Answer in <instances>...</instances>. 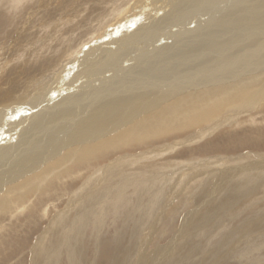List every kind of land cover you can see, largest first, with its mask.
Returning a JSON list of instances; mask_svg holds the SVG:
<instances>
[{
    "label": "rangeland",
    "instance_id": "rangeland-1",
    "mask_svg": "<svg viewBox=\"0 0 264 264\" xmlns=\"http://www.w3.org/2000/svg\"><path fill=\"white\" fill-rule=\"evenodd\" d=\"M134 1L136 0H17L13 2V11L9 13L11 0H0V109L4 105H9L5 108L6 110L1 109L0 111L4 117L0 121L2 126L0 136L9 132L11 140L15 139L17 145L24 139L31 143L34 138L41 144L39 128H37L38 132L33 134L34 136L29 135L30 128H34L42 118H34L36 114L43 116L44 112L40 110V107L48 105L53 108L55 102L65 98L66 101H70L80 94L85 98H90L95 94L97 100L112 99L119 95L122 85L127 86L124 93L129 95L133 89L139 87L176 95L166 103H162L160 107L167 104L174 105L175 102L171 101H178L180 97L199 96L198 93L203 90L227 88L228 84L238 81L239 84L234 87L235 94L219 102H210V96L205 94L206 103H197L199 107L196 109L184 103L172 110L170 115L165 113L161 118L158 115L159 120L169 118L170 123H166V120L165 124L156 125V128L149 130L150 132L141 138L138 135H130V138L126 137L127 143L118 145L117 143L124 140V138L117 139L119 132L131 128L132 126L128 125H133L141 119L152 117L154 110L145 111L137 120L127 123L128 127L123 126L91 144H88L89 142L81 144L67 142L60 150L62 153L59 151L54 157L40 159L38 168L28 165L23 173L16 175L17 178H14V181L5 183L1 180L4 182L3 186L5 185L3 191L10 186L33 182L34 179H39L38 183L40 182L41 186L28 188L25 196L17 201V210L11 208L9 213L0 215V264H33L31 251L40 240L37 238H42V233H46L45 239H49L61 220L65 222L68 220L67 224L72 221L71 229L73 230L72 232L70 230L69 234H66L67 229L61 232L64 237L67 236L68 246L62 244L58 259L56 258L54 264H74L73 257L78 264H264V96L261 99L254 97L252 102H248L249 105H245L249 94H255L258 90L264 89L262 87L264 86V75L259 76L260 79L255 84L252 83V87L249 85V88L246 87V78H242L246 75L242 72H249L251 74L248 76H251L253 72L258 71L251 78L248 77L249 79H254L253 77L260 73L261 58L250 54L243 57L244 62H240L231 72L223 68L227 61L233 60L235 63V57L241 55L249 45L264 46V35L261 34L258 40H255V32L251 30L259 26H250L248 34L244 32L246 31L244 27L238 31H230V26L241 23L239 19H236V24L228 25L227 29L218 32L217 34L222 35L216 37L214 42L218 43L219 47L225 48L222 50H217L218 47L212 48L211 55L214 59L222 58L225 62L222 64L224 65L223 70H220V72L225 71L222 77H213L216 74L215 65L205 54L210 49L204 51L198 49L199 45L206 42L205 40L199 41L198 36H205L218 28L226 17H234V15L238 16L246 12L243 13L246 23L255 17L259 19V24H264V15H262L264 12H257L260 6H264V3H261L264 0H231L232 2L229 0H184L185 2L183 0H150L148 5L141 0L139 8L132 11ZM211 2L214 3L213 9L210 8ZM116 3L121 6H119L120 10H114L116 14L108 10L103 15L109 20L112 19L111 22L114 20L117 22L122 20V22L118 23L119 25L116 22L111 28L103 26L97 32L101 37H88L91 34L86 29L95 28L94 20L97 13H103L101 7H109ZM187 4L192 6L189 7ZM249 7H252L251 10ZM234 8L236 10H233ZM213 12L214 14H211ZM69 20L77 23L68 25L66 23ZM184 22L187 23L184 24ZM46 24L49 27L45 26L44 32L49 28L53 29L52 25L56 26L55 28L59 27V24L70 27L66 33L62 34L66 36L64 38L66 41L59 51H62V48L64 51L56 52L57 55H47L53 56L55 60L58 59L57 65L49 71L52 75L60 72L57 78L67 77L65 82L60 80L59 85L64 86L66 90L58 91L55 96L50 93L43 98L42 96L35 98L34 93L28 96L26 93L28 97L23 100V103L13 106V101L9 99L12 98L14 92L28 90L23 88L30 76L42 72L36 77L37 80L34 79V83H37L45 75L50 74L48 70V72L44 70L46 74L36 68L30 70L27 67L17 72L14 68L16 67L15 61L24 60L25 64V60L33 59V56L38 67L41 66L42 62L39 61L45 57L36 49L38 42L43 39L38 35L42 33L38 32V29H41L38 27ZM192 24L196 29L192 27ZM81 25L83 29L85 28L84 30L74 29ZM118 29L119 31H116ZM101 30L104 33H99ZM104 34L106 36H103ZM252 38L254 42L248 44ZM67 46L68 48L73 47L67 52ZM161 48L168 49L161 51ZM181 48L185 51L182 52ZM148 49H151L150 52ZM225 50H231V52L225 54ZM19 51L24 52L19 53ZM199 53L202 54L201 57H197ZM84 54L87 57L94 55L93 57L100 59L96 60L97 64L95 63L94 66L79 69L82 70L83 79L78 77L80 75L73 77L74 81L70 80L71 78L68 79L73 76L69 75L68 71L73 66L75 58ZM107 58H109L108 61ZM84 59V61L87 60L85 63H93L88 61V58ZM202 59L209 70L187 73L186 70L179 68L180 70L176 72L166 69L160 74L151 73L153 69L170 63L181 62L187 67L192 65L200 67L195 62ZM154 60L157 68L151 66ZM18 68L20 69V66ZM184 73L186 74L184 77L193 79L186 83H180L181 80L179 83L172 82L173 76ZM105 74L107 75L104 76ZM157 75L161 81H156ZM201 76L205 79H199ZM85 84H89V87H83ZM153 84L159 87H153ZM91 85L94 87L92 88ZM200 85H205V87L195 88ZM183 86L189 87L184 88ZM102 88H104L102 91L98 90ZM27 99L29 103L25 105ZM190 102L193 103L191 100ZM65 104L68 107L62 106L59 108L60 112L58 109L56 111L46 109L45 111H48L44 113V117L50 116L51 113L66 112L71 107L70 103ZM22 105L26 106L23 109L28 112L22 111L9 115L11 111H15ZM160 107L157 109H162ZM199 108L201 109L192 119H190L191 116L188 119L184 118L186 110H192L194 114ZM26 118L28 120H25ZM80 118L79 116L75 120L78 121ZM106 139L117 142L111 145L112 149H106L101 157L97 155V151L90 152L86 148L94 146L96 142L102 143ZM42 150L44 149H38L35 153ZM29 153L33 155V149L28 150ZM65 154L70 156L63 161V165H57L58 160ZM9 158L5 156L2 160L5 164L1 165L6 166V163L18 160L19 151L16 158L15 156ZM123 159L134 164H127L124 168L125 177L139 171L137 167L144 168V172L151 171L152 167L157 166L164 171L159 172L167 175L166 181L163 180L164 184H160L157 191L148 196L142 195L145 187L140 188L138 193L128 191L130 193L124 197L122 206H116L109 212H97L91 216L89 223L86 221L82 225L79 220L80 212L75 202L78 203V200L83 199L93 189H102L106 184L103 177L105 167L115 161H123ZM250 167H252L251 171L248 170ZM51 168L54 171H51ZM238 170L239 172L242 170V173L247 171L252 181L236 187L238 178L235 174ZM153 171L157 173L156 170ZM111 186L112 184H108L109 188ZM161 191L163 192L159 194ZM157 194L159 195L156 197ZM150 198L157 200L146 205ZM74 203L76 207L72 206ZM152 204H157L154 210L149 209ZM49 222L56 225L52 226ZM257 222H262V224ZM76 226L77 230H80L77 233L78 236L75 233ZM50 242L53 244L51 239Z\"/></svg>",
    "mask_w": 264,
    "mask_h": 264
},
{
    "label": "bare ground",
    "instance_id": "bare-ground-1",
    "mask_svg": "<svg viewBox=\"0 0 264 264\" xmlns=\"http://www.w3.org/2000/svg\"><path fill=\"white\" fill-rule=\"evenodd\" d=\"M13 0H11L12 2ZM15 1L17 0H14L13 2L15 3ZM146 5H148L150 3V0L146 1ZM204 1V0H203ZM203 1H201L203 3ZM209 1V0H208ZM207 1V2H208ZM226 1V0H225ZM231 0H229L230 2ZM261 1V0H260ZM12 3H10L9 5V13H11L13 11L12 9ZM127 2V1H126ZM140 2L141 0H136L134 1L133 3V6L132 7V11H135L136 9L139 8V5H140ZM183 2H185L183 0ZM198 2V1H197ZM232 2V1H231ZM189 3V2H188ZM219 3V2H217ZM251 3V2H250ZM261 3L263 4L264 1ZM17 4V3H16ZM143 4V3H142ZM181 4V2H180ZM184 4V3H183ZM195 4V3H194ZM210 4V3H209ZM214 3L211 2V7ZM234 4V3H233ZM108 5V4H107ZM178 5V4H177ZM176 5V6H177ZM188 5V4H187ZM247 5V4H246ZM256 5V4H255ZM120 5H117L114 4V5H111L109 7H104L102 6L101 9H103V13H97V16L94 20V22L96 23L95 24V28H87L86 30H89L90 34L88 37H93V36H98V37H101L99 36V34L97 33L98 30H100L101 28H103V26H109V28L113 27L114 24L117 22V21H113L111 22V20L107 19L105 17V15L103 14H106L108 12V10H111V12H114V10L116 9V11L120 10ZM189 6V5H188ZM192 6V5H191ZM189 6V7H191ZM202 6V5H201ZM206 6V5H205ZM219 6V5H218ZM225 6V5H224ZM244 6V5H243ZM179 7V6H178ZM196 7V6H195ZM194 7V8H195ZM203 7V6H202ZM209 7V6H208ZM207 7V8H208ZM229 7V5H228ZM232 7V6H231ZM217 8V7H216ZM214 8V9H216ZM250 10L252 7H249ZM248 8V9H249ZM174 9V8H173ZM185 9V8H184ZM189 9V8H188ZM198 9V7H197ZM209 9V8H208ZM225 9V8H224ZM254 9V8H253ZM94 10H96L94 8ZM180 10V9H179ZM191 10V9H189ZM218 10V9H217ZM233 10H236L235 8ZM257 10V9H255ZM125 11V10H124ZM127 11V10H126ZM188 11V10H187ZM205 11V10H203ZM209 11V10H208ZM220 11V10H219ZM222 11V10H221ZM191 12V11H190ZM194 12V11H193ZM202 12V11H201ZM206 12H207V9H206ZM211 12V11H210ZM242 12V11H241ZM257 12H264V6H260L259 10ZM115 13V12H114ZM216 13V12H215ZM243 13H246V12H243ZM243 13H238L240 15L236 16L234 15L233 16H229V17H226L225 20L222 22V24L220 26H218V28L216 29H213L209 34L205 35V36H198L199 38V41L201 40H205L206 42L202 45H199L200 47L198 48L199 50L201 51H204V50H207V49H210V50H207V52H205L207 58L211 59L212 60V64L215 65L214 66V70L216 72V74L218 75H213V77H222L223 76V73L225 71H222L220 72V70H223V68H226L225 70H227L228 72H231L232 70H234V68L240 63V62H244L243 61V57L247 56V55H250V54H253V56H259L261 58V65L259 67V72L258 75H256V77H253L254 79H249L251 78V76H253L254 73H257L258 71L256 72H253V74L251 76H248L249 72H242L243 74H246L244 75L242 78H246V87L249 88V85H251L252 87V83L255 84L256 81L259 78V76H263L264 75V46L262 45H258V46H252V45H249L248 48H246L242 53L241 55L239 56H236L235 57V63L233 60H230V61H227L225 66L222 65L223 63H225L224 61H222L223 59L222 58H217L214 59L212 57V53H213V49L212 48H216L217 50H222L224 49L225 47H219V44L214 42L215 41V38L216 37H220V35L222 34H217L218 32H222L223 29H227V26L228 25H231V24H236V19H239L241 21L240 24H236V25H233V26H230L229 27V30L230 31H238V30H241L240 28L244 27V29L246 31L244 32H247L248 34V30H249V27L250 26H259L258 28L256 27L255 29L252 28L251 31H254L255 32V35H254V38L255 40L257 41L258 38L260 37V35H264V24L261 23L259 24V19H256L255 17L252 18V20L250 19L247 23L245 22V18H243ZM116 14V13H115ZM187 14V13H186ZM197 14V13H196ZM195 14V15H196ZM201 14V13H200ZM211 14H214L211 13ZM119 15V14H118ZM117 15V16H118ZM178 15V14H177ZM175 15V16H177ZM180 15V14H179ZM182 15V14H181ZM202 15V14H201ZM264 15V14H262ZM88 16V15H87ZM95 16V15H94ZM115 16V15H114ZM192 16V15H191ZM198 16V15H197ZM196 16V17H197ZM210 16V15H209ZM224 16V15H223ZM226 16V15H225ZM81 17V16H80ZM97 17H99L97 19ZM178 17V16H177ZM185 17V16H184ZM190 17V16H188ZM93 18V17H92ZM176 18V17H175ZM191 18V17H190ZM107 19V20H105ZM119 19V18H118ZM174 19V18H173ZM185 19H187L185 17ZM197 19V18H196ZM117 20V19H116ZM179 20V19H178ZM68 21V20H66ZM187 21V20H186ZM222 21V20H221ZM251 21V22H250ZM122 20H119L118 23H121ZM126 22V21H125ZM189 22V21H188ZM203 22V20H202ZM212 24L213 22L210 21ZM77 22H74L73 20H69V22H67L66 24L68 25H74L76 24ZM166 23V22H165ZM174 23V22H173ZM177 23V22H176ZM175 23V24H176ZM187 23V22H186ZM184 22V24H186ZM195 23V22H194ZM201 23V22H200ZM198 23V24H200ZM209 23V22H208ZM174 24V25H175ZM181 24V23H180ZM183 24V23H182ZM197 24V23H196ZM48 24L46 25H41V27H38V28H41V29H38L39 31L38 32H42V33H38L39 36H42L43 39L41 41L38 42V45L36 46V49L42 54L44 55L45 58H43L41 61H39L40 63L42 62V64H40L41 66L38 67L39 65H37V63L35 62V59H34V56L32 57L33 59L29 58L28 60H25V64H24V60L22 62H20L19 60L18 61H15V65L16 67H14L16 69V72L19 70H22V69H25L28 67V69L31 70H34L36 68L37 69H41V71L44 72V70H46V72H48L49 70H53L52 67L56 66L57 63L59 62L58 59L55 60V58H52L53 56H47V55H53V54H56V52H63L64 49L62 48L61 50L62 51H59L62 44L66 41L64 38L66 36L62 35L64 33H66V30L69 29L70 27L69 26H65V24H59V27L55 28L54 25H52L53 29L51 28H46L48 29L46 32H44L45 30V26H47ZM119 25V24H118ZM167 26V25H166ZM173 26V25H172ZM187 26V25H186ZM49 27V26H47ZM181 27V26H180ZM189 27V26H188ZM192 27L194 29L195 26H193L192 24ZM191 27V28H192ZM199 27V26H198ZM82 28L83 29V26H78L76 28H74L75 30L76 29H80ZM51 29V30H50ZM85 29V28H84ZM83 29V30H84ZM105 29V28H104ZM103 29V30H104ZM121 29V28H120ZM167 29V28H166ZM201 29V28H200ZM205 29V28H204ZM211 29V28H210ZM81 30V29H80ZM79 30V31H80ZM103 30L99 31L100 32H103ZM115 30V29H114ZM127 30V29H126ZM125 30V31H126ZM202 30V29H201ZM82 31V30H81ZM116 31H119L116 30ZM169 31H171V29H169ZM94 32V33H93ZM115 32V31H114ZM153 32V31H152ZM195 32V31H194ZM32 33V32H31ZM45 33V34H44ZM80 33V32H79ZM93 33V34H92ZM104 33V32H103ZM169 33V32H168ZM175 33V32H174ZM197 33V32H196ZM207 33V32H206ZM30 34V33H29ZM102 34V33H101ZM159 34V33H158ZM181 34V33H179ZM178 34V35H179ZM183 34V33H182ZM201 34V33H200ZM216 34V35H215ZM62 35V36H61ZM85 35V34H84ZM165 35V34H164ZM69 36V34H68ZM67 36V37H68ZM82 36V35H81ZM103 36H106L105 34ZM24 37V36H23ZM76 37V36H75ZM80 37V36H79ZM125 37V36H123ZM160 37V36H159ZM177 37V36H176ZM77 38V37H76ZM106 38V37H105ZM135 38V37H134ZM183 37L181 36V39ZM79 39V38H78ZM81 39V37H80ZM85 39V38H84ZM103 39V38H102ZM144 40V39H143ZM161 40V39H160ZM159 40V41H160ZM165 40V39H164ZM70 41V40H69ZM76 41V40H75ZM81 41V40H80ZM83 41V40H82ZM120 41V40H119ZM158 41V42H159ZM68 42V41H67ZM110 42V41H109ZM157 42V44H158ZM177 42V41H176ZM252 42H254V39L252 38V40L248 43V44H251ZM78 43V42H77ZM81 43V42H80ZM102 43V42H101ZM108 43V42H107ZM126 43H128L126 41ZM143 43V42H142ZM34 44V43H33ZM67 44V43H66ZM71 44V43H70ZM73 44V43H72ZM55 45V46H54ZM81 45V44H80ZM98 45V44H97ZM152 45V43H151ZM25 46V45H24ZM35 46V45H34ZM78 46V44L76 45V47ZM102 47V45H100ZM114 46V45H113ZM124 46V45H123ZM132 46V45H131ZM155 46V45H154ZM73 47V46H67V52L68 50H71L70 48ZM75 47V45H74ZM128 47V46H127ZM31 48V47H30ZM114 48V47H113ZM119 48V47H117ZM129 48V47H128ZM148 48V47H147ZM170 48V47H169ZM96 49V48H95ZM166 49L168 48H165V49H162L161 48V51H165ZM182 49V52L185 51L184 48H181ZM23 50V49H22ZM31 50V49H30ZM91 50H93L91 48ZM90 50V51H91ZM149 50V49H148ZM151 50V49H150ZM149 50V52H150ZM27 51V50H26ZM94 51V50H93ZM92 51V52H93ZM24 52V51H22ZM19 51V53H22ZM28 52V51H27ZM66 52V53H67ZM91 52V53H92ZM231 50H225L224 53L225 54H228L230 53ZM30 53V52H29ZM33 53V52H32ZM65 53V52H64ZM102 53V52H101ZM104 53V52H103ZM115 53H117L115 51ZM153 53V52H152ZM155 53V52H154ZM159 53V51H158ZM157 53V54H158ZM39 54V57H41ZM68 54V53H67ZM66 54V55H67ZM34 55V54H33ZM38 56V53L36 54ZM57 55V54H56ZM60 55V54H59ZM58 55V56H59ZM88 55V54H87ZM90 55V54H89ZM107 55V54H106ZM105 55V57H107ZM154 55V54H153ZM21 56V54H20ZM28 56V55H27ZM68 56V55H67ZM94 55H90L89 57H87L85 54L84 55H81L79 56L78 58H75L74 62H73V66L69 68V71H68V74H72L73 76L72 77H68V79L74 81L73 77H82L83 76V73H82V70H79V69H83L85 66H94V64L96 63V60L100 59V58H96L93 57ZM182 56V54H181ZM202 54L199 53L197 54V57H201ZM23 57V55L21 56ZM56 57V56H55ZM92 57V58H91ZM56 58H59V57H56ZM84 58H88V61H92L93 63L89 64L88 62L85 63L86 61H84L85 59ZM128 58V57H127ZM141 58V56H140ZM143 58V57H142ZM196 58V57H195ZM203 58H204V55H203ZM23 59V58H22ZM60 59V58H59ZM109 58H107V61H108ZM242 59V60H241ZM110 60H111V57H110ZM114 60V59H112ZM138 60V58H137ZM106 61V62H107ZM65 62V61H64ZM103 62V61H101ZM179 62V61H178ZM69 63V62H67ZM66 63V64H67ZM71 63V62H70ZM130 63V62H129ZM153 67L157 68V64L155 62V60L152 62ZM196 64H198L200 67H196L195 65H192L190 67H187V66H184V64H182L181 62L179 63H175V64H165L163 65L161 68H158V69H153V71L151 73H162L163 70H166V69H171V70H174L175 72L182 69V70H186L187 73L188 72H193V73H196L197 71H202V70H209V68L205 65L203 59L202 60H199L197 62H195ZM61 63H59L60 65ZM65 64V63H64ZM63 64V65H64ZM97 64V63H96ZM103 64V63H101ZM108 65V64H107ZM20 66V69L18 68ZM109 66V65H108ZM222 66H224L222 68ZM82 67V68H81ZM106 67V66H105ZM221 67V68H220ZM52 68V69H51ZM180 68V69H179ZM10 69V68H8ZM15 69H13L15 71ZM125 69V68H124ZM48 70V71H47ZM63 70V69H62ZM61 70V71H62ZM111 70V68H110ZM119 70V69H118ZM263 70V71H261ZM2 71V70H1ZM65 71V70H63ZM85 71V70H83ZM91 71V70H90ZM89 71V72H90ZM109 71V70H107ZM122 71V70H121ZM3 72V71H2ZM44 72V73H46ZM56 72V71H55ZM86 72V71H85ZM92 72V71H91ZM90 72V74H91ZM124 72V71H123ZM40 73V72H39ZM42 73V72H41ZM40 73V74H41ZM50 73V71L48 72ZM60 73V72H59ZM59 73H54L52 75V73L50 74H47L45 75V77L41 78V81L40 82H37V83H34V79L36 77H38L40 74H33V76H30L28 78V81L25 83V87L23 89H28V90H23V91H19L18 93L14 92L13 93V96L11 99H9L10 101H13V106L15 105H18L20 103H23V100L25 98H27L30 94H33L34 93V97L36 98L37 96H42V98L45 96V95H48L50 93H53L54 96L56 95L55 93H57L58 91H65L64 90V86H59L60 85V80L62 81H66L67 77H60V78H57ZM125 73V72H124ZM174 73V72H172ZM67 74V73H66ZM88 74V73H87ZM176 74V73H174ZM173 74V75H174ZM85 75V74H84ZM107 74H105L104 76H106ZM182 74L180 75H176V76H173V78L171 79L172 82H176V83H179V80H181L180 83H186L188 81H191L193 78H186L184 77L186 74L184 73L182 76ZM11 76V75H10ZM17 76V75H16ZM42 76V75H41ZM258 76V77H257ZM153 77V76H152ZM249 77V78H248ZM84 77H82L83 79ZM40 79V78H39ZM65 79V80H64ZM156 81H161V79L158 77V75L156 76ZM159 79V80H158ZM199 79H205L204 76H201ZM264 79V77H263ZM37 80V78H36ZM58 80V82L56 83V81ZM163 80V79H162ZM61 81V83H62ZM199 81V80H198ZM198 81L196 83H198ZM81 82V81H80ZM93 83L95 81H92ZM91 82V84H92ZM97 83L99 82L98 80L96 81ZM238 81L234 82V83H230L228 84L227 88H220V89H217V90H203L202 92H197L199 96H195V97H191V96H188V98H186L184 96V98L180 97V99H178V101H171L172 103H174V105H171L169 106V104L167 105H164L162 107H160V105L162 103H166L167 101L171 100L172 98H174L176 95H174V93H169V92H157L155 90H148V89H144V88H135L133 89L131 92V94H125L124 92L126 91V87L125 85H122L120 90H119V95L115 98H112V99H99L97 100L96 99V95L93 94L91 95L90 98H85L84 95L80 94L79 96L77 97H73L72 100L70 101H66V98L61 100V101H57L54 103V107L53 108H50L51 106H48V105H43L42 107L38 108L40 110H42V112L46 113L50 108L52 109V111H56L58 109L59 111V108H61L62 106L66 105L65 103H70V107L69 109L71 110H67L66 112H61V113H51L50 116L48 117H44V113L43 116L42 115H39L34 117V118H41V120L38 121V123H36L35 127L34 128H30L31 130L29 131V135H32L34 136L33 134L37 133L38 130L37 128H39V134L41 135V139H42V143L39 144L38 143V140H36L35 138L32 140V142L30 143V141H27V139L25 140H21L18 145H17V142L14 138V140H11V137H10V133H5L3 135L0 136V181L3 180L5 183H9V182H12L14 181V178H17L16 175L20 174V173H23V170L25 168H27L28 165H31V167H36L38 168V164L40 163V159H44V157H54L61 149L63 146H65V143L67 142H70L71 144H81V143H88V144H91L93 141L95 140H98L99 138H102L108 134H111L112 132H115L117 130H119L120 128H122L123 126L125 127H128V126H132L131 128H128V129H125L124 131H122L121 133L119 132V136L117 137V139L119 138H124V140H121V142L117 143L118 145H120L121 143H124L126 142V137H129L130 135L133 136V135H138L140 136H144V134H148L151 130V129H154L156 128L155 126L156 125H159V124H165L164 122L166 121L170 123V120L169 118H165L163 120H159L158 118V115H160V118L164 116V114L166 113L167 115H170L171 114V111L172 110H175L177 109L178 107H180L182 104L184 103H187L189 104V106H193L194 109L198 108L199 105L197 103H202V104H205L206 103V99L204 98L207 94L210 96V102H219V101H224L225 99L233 96L235 94V90H234V87H237V83ZM67 83H70V82H67ZM144 83V82H143ZM156 83V82H155ZM194 83V84H196ZM261 83H262V80H261ZM68 85V84H66ZM71 85V84H70ZM95 86V84H92ZM91 87L93 88L94 86ZM141 85V84H140ZM243 85V84H242ZM87 86L89 87V84H85V86L83 85V87H86ZM240 86V85H239ZM254 86V85H253ZM67 87V86H66ZM153 87H159V85H156V84H153ZM184 88L185 87H189V86H183ZM205 87V85H200L198 87H195L196 89H201ZM243 87V86H242ZM241 87V88H242ZM264 87V86H262ZM75 88V87H74ZM246 88V89H247ZM22 89V88H21ZM79 89V88H78ZM90 89V88H89ZM104 88L102 89H98L99 91H102ZM262 89V88H261ZM55 90V91H53ZM94 90H97V89H94ZM108 90V89H107ZM105 90V92H108L110 93L109 91ZM80 91V90H79ZM244 91V90H243ZM242 91V92H243ZM21 92V93H20ZM193 92V91H192ZM248 92V91H247ZM20 93V94H19ZM28 96H26L27 94ZM63 93V92H62ZM191 94V93H190ZM194 94V93H193ZM201 94V95H200ZM238 94V93H237ZM51 96V95H49ZM264 96V89L263 90H258L255 94H249L248 97H247V103L245 104L246 106L249 105L248 102H252V99L254 97H256V99H261V97ZM52 97V96H51ZM34 98V99H35ZM49 98V97H48ZM54 98V97H53ZM59 98V97H57ZM40 99V97H39ZM188 99V100H187ZM47 100V99H46ZM58 100V99H57ZM193 101V103L190 102ZM25 105H27L29 102H28V99L25 100ZM54 101V100H53ZM45 102V101H44ZM170 102V103H171ZM246 102V101H245ZM261 102V101H260ZM259 102V103H260ZM47 103V102H45ZM209 104V103H208ZM20 106V107H17L15 109V111H11V114H18L19 112H24L26 110H24L23 108H25L26 106ZM208 106V105H207ZM9 107V105H4L3 108L1 109H5ZM158 107L162 108V109H157ZM205 107V106H203ZM202 108V107H201ZM199 108L194 114L192 110H186L185 111V117L186 119H188L189 116L190 119H192V117L197 114V112L201 109ZM0 109V111H1ZM28 109H31V108H28ZM46 109H48L47 111H45ZM157 109V110H156ZM6 110V109H5ZM10 110V109H9ZM8 110V111H9ZM32 110V109H31ZM150 110H154L152 111V117L151 118H146V119H141L139 122L137 123H133V125H127V123L129 122H132L134 121L135 119L137 120L138 117H141V115L143 114V112L145 111H150ZM62 111V110H61ZM7 112V111H6ZM28 112V111H26ZM37 112V111H36ZM34 113V112H33ZM248 113V112H247ZM192 114V115H191ZM13 115V116H14ZM31 115V113L29 114ZM76 115H79L81 118L76 121L75 119H78L79 116H76ZM55 116V117H54ZM70 116V117H69ZM146 117V116H145ZM148 117V116H147ZM32 118V119H34ZM144 118V116H143ZM1 119H4L3 115L0 114V121ZM14 119V118H13ZM171 119V118H170ZM12 120V119H10ZM25 120H28V118H26ZM17 121V120H16ZM37 121V119H36ZM4 122H2L3 124ZM12 123V122H11ZM9 124V122H8ZM34 124V123H33ZM135 124V125H134ZM4 125V124H3ZM11 125V124H10ZM23 125V124H22ZM167 125V124H166ZM1 126V125H0ZM33 127V125H32ZM5 127H3L4 129ZM23 128V127H22ZM21 128V129H22ZM6 129V128H5ZM4 129V130H5ZM0 130H2V126L0 127ZM3 130V131H4ZM6 131V130H5ZM4 131V132H5ZM19 131V130H18ZM152 131V130H151ZM70 134V135H69ZM16 135V134H15ZM39 135V136H40ZM124 135V136H123ZM130 136V137H131ZM129 137V138H130ZM128 138V139H129ZM39 139V138H38ZM116 139V138H115ZM14 141V142H13ZM18 141V140H17ZM112 142L110 139H106L105 141H103L102 143H98L96 142L94 146H87L86 148L90 151V152H94V151H97V155L101 157V154L106 150V149H112L111 145H115V143L117 142L116 140L113 141L112 143L110 144H105L106 142ZM13 142V143H12ZM11 143V144H10ZM127 143V142H126ZM13 144V145H12ZM105 144V145H104ZM5 145V146H3ZM117 145V146H118ZM115 146V147H117ZM46 147V148H45ZM31 149H33L34 151V154L32 155L31 153L28 154V150L30 151ZM38 149H44L42 150L41 152H38V153H35V151H37ZM67 149V148H66ZM64 150V149H63ZM18 151H19V158L18 160H13V161H10L8 163H6L7 165L6 166H2L1 164H5L4 162L2 163V160H4L5 156H9L10 158H12L13 156H15L16 158V155L18 154ZM61 152V151H60ZM62 153V152H61ZM68 155V156H67ZM12 156V157H11ZM70 155L69 154H65L64 156H62L63 158H60L57 162V165H60L62 164L63 165V161L66 160ZM146 157V156H144ZM9 158V159H10ZM14 158V159H15ZM49 159V158H48ZM138 159V158H137ZM136 159V160H137ZM115 161V160H114ZM29 162V164H28ZM134 162V160H133ZM138 162V161H137ZM43 163V162H42ZM32 164H34L32 166ZM54 164V162H53ZM128 165H131L133 164L132 162H130L129 160H124L123 161H115L111 164H109L108 166L105 167L104 171H103V177L105 179V185H103L102 189H93V191H90L87 193V195L81 199V200H78V203L75 202L77 204V209L78 211L80 212V216H79V220L81 221V224L83 225L86 221H88L87 223L90 222L91 220V216H93V214H96L97 212H100V213H103V212H109V210L111 209H114L116 206H122L123 205V200H124V197L127 195V193H130V192H133V193H138L139 189L142 188V187H145V190L143 192V196H148L150 193H154L157 191L158 189V186L160 184H164V182L166 181L165 180V177L167 178V175H165L164 173H161L159 171H163L162 169H160V167H152L151 168V171H144V168L143 169H140L139 167H137L139 169V171H135V173L133 174H128V176L125 177V174H123V171H124V168ZM52 165V164H51ZM55 165V167L57 166ZM134 165V164H133ZM58 167V166H57ZM141 167V166H140ZM166 167V166H165ZM164 167V168H165ZM50 168V167H49ZM53 168V167H52ZM51 168V169H52ZM62 168V167H61ZM251 168L248 169L249 171H251ZM56 169V168H55ZM131 169V168H130ZM137 169V170H138ZM58 170V169H57ZM56 170V171H57ZM153 170H156L157 173ZM230 170V169H229ZM261 170V169H259ZM49 170H47L48 172ZM51 171H54V169H52ZM50 171V173H51ZM242 170H238V173H236L235 175L237 176L236 178L237 179V183H236V187L237 185H244L243 183H247V182H251L252 181V178L251 177H248V174H247V171L245 172H241ZM263 171V170H262ZM125 172V171H124ZM130 172V171H129ZM164 172V171H163ZM261 172V171H260ZM25 173V172H24ZM49 173V174H50ZM28 174V173H27ZM42 174V172H41ZM45 174V173H44ZM264 174V173H263ZM57 175V174H55ZM21 176V175H20ZM23 176V174H22ZM49 177V175H48ZM33 178V177H32ZM44 178V177H43ZM42 178V180H43ZM57 178V177H56ZM169 179V178H168ZM49 180H50V177H49ZM52 180V179H51ZM164 180V182H162ZM1 181L0 183V215H5L6 213H9L11 208H14V210H17V201L19 200L20 197H24L25 194L28 192V188H33L35 186H41L39 185L38 181L39 179H34L33 182H30V183H25L23 185L19 184V185H15V186H10L8 187L7 189H4L5 185L3 186L4 182ZM38 183V184H37ZM42 183V181H41ZM29 184V186H28ZM108 184H112V186L109 188L108 187ZM3 186V187H2ZM101 186V185H100ZM165 190V189H164ZM2 191V192H1ZM130 191V192H128ZM163 191L159 192V194H161ZM235 192V191H234ZM157 194L156 197L159 195ZM215 195V194H213ZM226 197V196H225ZM22 199V198H21ZM154 200H157L156 198H150V200L148 201V203L146 205H148L149 203L153 202ZM229 200V199H228ZM75 203L74 207L75 206ZM229 203V202H228ZM157 207V204H152L151 205V208H149L150 210H154L153 208L154 207ZM16 208V209H15ZM70 208V207H69ZM226 208V207H225ZM224 208V209H225ZM22 209V208H21ZM75 209V208H73ZM148 210V209H147ZM149 210V212H150ZM72 211V210H71ZM139 211V210H137ZM153 212V211H152ZM225 212V211H224ZM15 213V212H14ZM20 213V211H19ZM13 215V213L11 214ZM56 215V214H55ZM15 216V215H14ZM62 216V215H61ZM83 216V217H82ZM59 217V216H58ZM207 218V217H206ZM211 218V217H210ZM59 220H60V217H59ZM205 220V219H204ZM16 221V220H15ZM58 221V220H57ZM61 224H60V223ZM58 224L56 226H58L52 233V235L49 237V239H45L46 237L44 235H46V233H42L43 236L42 238L39 237L37 239H40L39 242L36 244V246L32 249L31 253H32V260L33 261V264H54V261L56 260V258L58 257V253H59V250L60 248L62 247V244L64 243V245H67V236L64 237L63 234H61L62 231H65L66 229V234H69L70 233V230L72 232L73 228L71 229L72 227V221L70 224H67L69 221L66 220V222L64 220H61L59 221ZM200 222V221H199ZM51 224V222H49ZM204 223V222H203ZM255 223V222H254ZM257 223H260V222H257ZM49 224V225H50ZM99 224V223H98ZM262 224V222L260 223ZM52 225V224H51ZM55 225H52V226H55ZM70 225V226H69ZM258 225V224H257ZM256 225V226H257ZM95 226V225H94ZM87 227V226H86ZM77 226L75 227V233L77 234L80 230L78 229L77 230ZM84 228V227H83ZM201 228V227H200ZM261 228V227H260ZM3 229V228H2ZM48 235V234H47ZM78 236V234H77ZM76 236V237H77ZM262 236V235H261ZM264 236V235H263ZM80 237V236H79ZM63 238V239H62ZM50 239L52 241L53 244H51L50 242ZM82 239V238H80ZM251 239V238H250ZM36 240V239H35ZM45 240V241H44ZM234 240V239H233ZM79 241V240H78ZM234 242V241H233ZM236 242V240H235ZM36 243V242H35ZM68 246V245H67ZM75 246V245H73ZM72 246V247H73ZM69 249V248H68ZM67 249V250H68ZM62 250V249H61ZM69 253V252H68ZM70 257V256H69ZM68 258V257H67ZM80 258V257H79ZM58 259V258H57ZM71 259V258H70ZM74 259V264H78L76 263V260H75V257H73ZM79 260V259H78ZM59 261H60V257H59ZM68 264V263H67Z\"/></svg>",
    "mask_w": 264,
    "mask_h": 264
}]
</instances>
